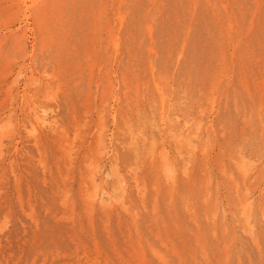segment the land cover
<instances>
[{
  "label": "rangeland",
  "instance_id": "374dc122",
  "mask_svg": "<svg viewBox=\"0 0 264 264\" xmlns=\"http://www.w3.org/2000/svg\"><path fill=\"white\" fill-rule=\"evenodd\" d=\"M0 264H264V0H0Z\"/></svg>",
  "mask_w": 264,
  "mask_h": 264
}]
</instances>
